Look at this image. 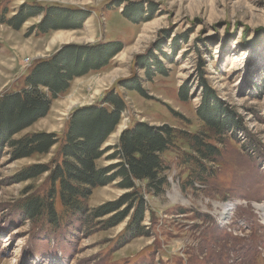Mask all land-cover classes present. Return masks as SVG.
Segmentation results:
<instances>
[{"label": "rangeland", "instance_id": "rangeland-1", "mask_svg": "<svg viewBox=\"0 0 264 264\" xmlns=\"http://www.w3.org/2000/svg\"><path fill=\"white\" fill-rule=\"evenodd\" d=\"M22 6L86 16L67 22L62 14L59 20L75 27L46 33L37 29L45 17L41 12L20 29L6 24ZM106 45L111 57L73 77L47 115L12 139L53 134L58 143L50 152L13 159L12 147L0 151V264H264V0H0V97L26 88L38 63L66 47L103 51ZM152 55L166 73L149 80L141 64ZM139 85L143 94L131 89ZM205 87L241 123L224 144L197 113ZM184 88L187 100L180 96ZM40 90L52 96L47 88ZM110 95L118 96L125 110L102 150L117 146L122 133L140 123L176 132L175 148L161 156L168 167L163 193L150 192L147 181H136L134 190L120 189L118 179L80 200L86 218L62 207L57 195L59 227L46 218L29 220L22 207L30 198L47 203L50 173L23 181L20 175L35 165L52 168L61 162L71 117L91 106L113 110L104 104ZM187 134L217 146L220 156L201 162ZM114 152L95 161L96 168L116 164L109 160ZM198 162L207 170L204 176ZM128 193L145 203L138 227V202L108 229L105 223L127 206L90 217ZM226 207L232 211L224 220Z\"/></svg>", "mask_w": 264, "mask_h": 264}, {"label": "trees", "instance_id": "trees-1", "mask_svg": "<svg viewBox=\"0 0 264 264\" xmlns=\"http://www.w3.org/2000/svg\"><path fill=\"white\" fill-rule=\"evenodd\" d=\"M39 12L45 13L42 23L37 26L42 33L72 26L73 24L68 25L59 20L62 14L67 18V22L75 21V19L78 21L79 17L86 16L83 12L77 13L79 11L62 8H50L44 11L41 8L22 6L19 13L6 24L20 29L29 18ZM1 23H5L4 19H1ZM177 44L174 41V50ZM107 48L108 45L102 48L103 51L100 48L66 47L53 58L38 63L26 82V88L20 92L0 97V151L7 146L12 147L13 159L28 158L37 153L50 152L51 148L58 143L53 134H34L17 141L12 139L16 134L31 127L47 115L51 101L67 89L73 77L87 73L89 68L97 69L108 60L113 52ZM157 51L163 58H167L162 48L158 47ZM141 67L145 70L149 80L157 74L165 75L166 73L162 63L154 55L141 64ZM133 81H136V77L131 80ZM40 87L47 88L52 96L42 92ZM205 88L206 93L197 113L201 120L216 133L215 136L221 141L220 144H224L222 139L229 133L235 137V131L242 129L241 123L236 119L235 114L223 108L210 89ZM131 89L143 94L140 85L131 87ZM180 96L183 100H187L188 92L185 88L181 90ZM104 104H108L113 110L104 105L91 106L78 110L71 117L65 141L60 150L61 162H53L52 168L46 165H35L20 175L23 181V179L36 178L50 173L51 189L47 195L49 199L45 204L47 209L40 200L30 198L22 207L29 220L38 221L46 218L52 226L59 227L61 219L54 210L57 195H60L62 207L69 208L73 212L78 210L86 218L85 214L88 210L82 206L80 200L88 199L93 189L106 186L118 179H121V182L117 184L120 189L134 190L136 181H147L150 192L157 196L163 193L167 185L164 174L168 167L165 166L161 156L175 148L176 132L167 126L153 127L140 123L124 131L117 146L102 150L107 138L119 125L121 114L125 110V104L118 96L110 95ZM187 138L192 148L201 156V162L213 163L220 156L219 148L205 142L199 135L187 134ZM110 150H115V152L109 160H118V162L98 170L95 161ZM198 164L201 169L199 175L204 176L207 170L199 162ZM57 187H59L58 190ZM136 202H138L136 206L138 210L134 224L138 227L142 223L145 203L142 198L134 197V193L124 195L115 203L105 204L94 210L90 217L100 219L127 206L125 212L111 219L108 225L107 222L105 223V228L108 229L121 223ZM138 236L137 230L134 237Z\"/></svg>", "mask_w": 264, "mask_h": 264}, {"label": "bare ground", "instance_id": "bare-ground-1", "mask_svg": "<svg viewBox=\"0 0 264 264\" xmlns=\"http://www.w3.org/2000/svg\"><path fill=\"white\" fill-rule=\"evenodd\" d=\"M261 210H262V213L264 214V207L263 206L261 207ZM231 211H232V208L231 207H226L224 209L223 214H222V218L224 220H227L229 218V215H230Z\"/></svg>", "mask_w": 264, "mask_h": 264}]
</instances>
